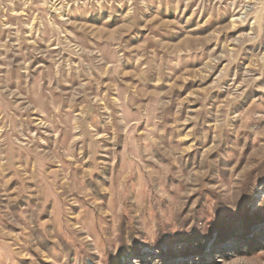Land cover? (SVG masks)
I'll return each mask as SVG.
<instances>
[{
    "label": "rangeland",
    "instance_id": "obj_1",
    "mask_svg": "<svg viewBox=\"0 0 264 264\" xmlns=\"http://www.w3.org/2000/svg\"><path fill=\"white\" fill-rule=\"evenodd\" d=\"M0 264H264V0H0Z\"/></svg>",
    "mask_w": 264,
    "mask_h": 264
}]
</instances>
